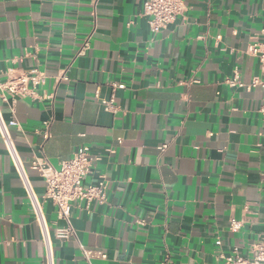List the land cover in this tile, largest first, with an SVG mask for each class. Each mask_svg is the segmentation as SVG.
<instances>
[{
  "label": "crops",
  "instance_id": "crops-1",
  "mask_svg": "<svg viewBox=\"0 0 264 264\" xmlns=\"http://www.w3.org/2000/svg\"><path fill=\"white\" fill-rule=\"evenodd\" d=\"M142 2L0 0V80L37 68L38 91L51 96L0 99L3 120L19 123L10 131L35 194L34 156L57 167L82 144L101 158L86 181L106 180L103 204L71 206L74 235L52 240L54 264H223L220 254H248L264 232L262 90L249 86L260 67L246 51L264 0H183L184 16L156 34ZM235 70L244 86L225 83ZM112 94L115 113L101 103ZM42 210L52 236L65 221L50 202ZM243 215L252 221L230 231ZM85 249L106 256L88 262ZM0 264H45L1 138Z\"/></svg>",
  "mask_w": 264,
  "mask_h": 264
},
{
  "label": "built area",
  "instance_id": "built-area-1",
  "mask_svg": "<svg viewBox=\"0 0 264 264\" xmlns=\"http://www.w3.org/2000/svg\"><path fill=\"white\" fill-rule=\"evenodd\" d=\"M184 11L183 0H143L142 2V13L148 17L149 28L153 34L160 32L178 18L183 17ZM87 46L88 44L85 42L79 53H82V50L86 49ZM246 51L256 57L259 62L260 74L253 77L249 86L261 88L262 98L259 111L264 115V28L261 29L259 35L254 38V42L248 46ZM57 78L58 80H65L67 77L64 72H60ZM44 82L45 74L37 68L26 71L9 69L6 79L0 80V99L3 102H8L9 99L14 102L17 98H49L50 95L38 91ZM225 83L244 86L238 80L237 70L231 79H225ZM123 87V84L111 83L112 90ZM101 103L106 111L115 113L118 110L117 106L114 105L113 94L107 100H102ZM10 126L20 128L15 118L8 122L4 121L0 111V138L20 177L28 204L41 230L45 249V264H54L52 240H64L70 235H74L73 227L70 224L71 206L74 203L84 202L85 209L89 210L91 204H103L106 200L107 185L104 175L99 174L95 180L86 181L101 158L98 154L93 153L91 147L86 144L79 145L73 155L66 160H61L57 167L52 166L46 156H34L30 167L37 171L44 181V192L38 197L20 161ZM44 137L45 139L50 137L47 123ZM42 202H50L55 208L57 219L65 221V225L56 226L53 229L52 236L49 234L46 225ZM251 221L252 217L249 215H243L240 218L232 216L229 219V230L238 232L242 226ZM142 222L141 220L138 221V223ZM216 244H220L219 239L216 240ZM83 256L89 262L93 256L104 258L106 254L102 251L85 249ZM220 257L223 259V264H264V232L257 241L249 245L248 254L243 255L233 251L228 255L220 254Z\"/></svg>",
  "mask_w": 264,
  "mask_h": 264
}]
</instances>
